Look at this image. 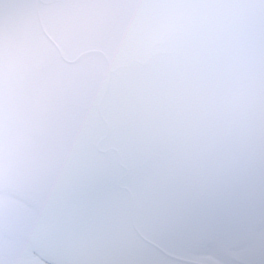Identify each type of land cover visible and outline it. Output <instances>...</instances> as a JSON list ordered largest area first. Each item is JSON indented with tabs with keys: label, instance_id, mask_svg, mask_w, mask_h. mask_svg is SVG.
I'll return each instance as SVG.
<instances>
[{
	"label": "snow or ice",
	"instance_id": "snow-or-ice-1",
	"mask_svg": "<svg viewBox=\"0 0 264 264\" xmlns=\"http://www.w3.org/2000/svg\"><path fill=\"white\" fill-rule=\"evenodd\" d=\"M0 264H264V0H0Z\"/></svg>",
	"mask_w": 264,
	"mask_h": 264
}]
</instances>
